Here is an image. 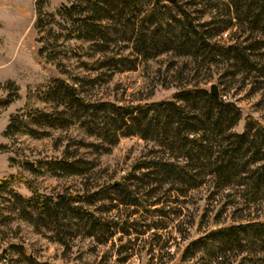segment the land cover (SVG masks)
Segmentation results:
<instances>
[{
	"label": "rangeland",
	"instance_id": "374dc122",
	"mask_svg": "<svg viewBox=\"0 0 264 264\" xmlns=\"http://www.w3.org/2000/svg\"><path fill=\"white\" fill-rule=\"evenodd\" d=\"M80 1L0 0V103L10 100L8 106L0 107V181L9 178L13 190L0 193V262L33 264L26 255L34 264H214L211 252L195 253L189 245L220 228L264 222V202L248 203L245 188L238 184L218 187L211 174L197 188L173 185L171 180L159 184L154 176H148L151 170L140 167L157 161L180 165L183 160L178 152L140 136H121L113 143L91 135L83 127V113L73 117V110L67 111L48 95L54 82L61 79L90 103L150 107L180 104L176 95L184 88L199 85L212 95L211 87L216 86L219 98L242 113L231 134H243L249 119L264 127V16L251 0H176L190 4L185 8L198 35L225 51L232 50L226 56L212 55L216 60L206 66L174 52L144 59L128 42L112 45L104 54L91 43L67 40L63 25L55 23L51 15ZM164 3L178 14L174 4ZM176 17L186 22L185 17ZM38 19L42 21L41 34L36 28ZM43 47L47 50L45 60L39 56ZM237 51L247 64L236 59ZM115 54L123 58L120 68L107 62ZM98 62L101 68L95 70ZM145 107L135 115H141ZM61 111L65 121L59 128L44 127L33 118ZM14 116L23 132L7 137ZM212 145L214 153L218 152L220 140ZM63 159L82 161L85 174L68 177L54 174L46 166L34 172L24 166ZM192 168L193 175L205 172L202 165L192 164ZM205 169L211 170V166ZM28 185L50 198L94 196V205L78 206L119 221L133 213L129 222L136 227L131 236L107 235L109 239L101 243L98 230L90 237L92 230L74 226L72 237L61 245L51 227L41 224L36 216L31 220L19 213L23 208L14 194L32 198ZM119 185L135 192L148 211L110 202L120 193L112 187ZM227 256L221 264L242 262L240 253Z\"/></svg>",
	"mask_w": 264,
	"mask_h": 264
},
{
	"label": "trees",
	"instance_id": "16d2710c",
	"mask_svg": "<svg viewBox=\"0 0 264 264\" xmlns=\"http://www.w3.org/2000/svg\"><path fill=\"white\" fill-rule=\"evenodd\" d=\"M165 1L174 4L178 14L174 15V11ZM251 2L257 12L264 16V0ZM186 6L190 4L176 0H81L62 6L51 17L55 23L63 25L67 40L91 43L92 48L104 54L109 52L112 45L128 42L132 44L135 53L144 59L174 52L176 56H187L200 65L211 66L216 56L232 53V50L225 51L198 35L200 33L193 26L194 19L186 11ZM177 15L185 17L186 22L183 23ZM36 28L41 34L40 19ZM191 35L197 38L192 39ZM46 51V47L39 51L42 60L47 59ZM234 54L239 62L247 64L241 52ZM212 55H216L215 58L212 59ZM107 62L112 67L120 68L123 58L115 54L107 58ZM99 64L100 62L96 63L98 67L95 70L101 68ZM48 96L59 106H65L67 111L73 110V117H81L80 114L83 113V127L91 135L105 141L113 140V143L121 136H140L178 152V158L183 160L180 165L157 161L140 167V170H151L148 176H154L155 182L159 184H168L171 180L173 185L197 188L205 183L207 174H211L218 187L227 189L238 184L245 188L244 196L248 203L264 202V127L249 119L243 134H231V130L242 119L240 109L234 104L224 102L221 97L209 95L199 85L180 91L176 95L180 104L156 103L150 107L144 106L146 110L139 116L135 115L136 112L144 107L87 102L80 97L75 87L61 79L54 82ZM9 104L10 100H4L0 107ZM64 113L38 114L33 118L37 124L55 129L64 126ZM18 120L17 116L11 119L7 137L23 132ZM217 140H220L219 151L214 153L212 144ZM192 164L202 165L205 172L193 175ZM24 166L31 172L46 166L50 172L68 177L86 172L80 160H51L39 163L38 167L29 163ZM210 166L211 170L206 171L205 168ZM9 182V178L0 181V193H13ZM28 186L34 194L32 198L24 199L14 194L23 208L19 213L31 220L36 216L41 224L51 227L56 236L55 241L61 245H66L67 238L72 237L74 226H85L92 230L89 232L90 237L96 236L95 232L98 230L100 235L97 238L101 243L109 239L105 237L107 235L112 237L113 234L121 233L131 236L130 233L136 227V224L129 222L133 213L119 221L100 217L78 206L81 203L94 205L97 202L94 196L58 195L50 198L40 195L36 189ZM112 188L120 193L116 198H111L110 202H120L128 207L148 211V205L139 201L135 192H128L121 185ZM153 204L156 206L158 202ZM110 212L111 210L108 211ZM188 249L195 253L211 252V261L214 264H221L223 258L231 253H240L243 256L241 264H264V222L217 229L192 242ZM24 256L34 264L32 258Z\"/></svg>",
	"mask_w": 264,
	"mask_h": 264
},
{
	"label": "water",
	"instance_id": "95a60500",
	"mask_svg": "<svg viewBox=\"0 0 264 264\" xmlns=\"http://www.w3.org/2000/svg\"><path fill=\"white\" fill-rule=\"evenodd\" d=\"M210 93H211L214 97L219 98V93H218V91H217V87H216V86H212V87H211Z\"/></svg>",
	"mask_w": 264,
	"mask_h": 264
},
{
	"label": "built area",
	"instance_id": "2783aa9c",
	"mask_svg": "<svg viewBox=\"0 0 264 264\" xmlns=\"http://www.w3.org/2000/svg\"><path fill=\"white\" fill-rule=\"evenodd\" d=\"M0 264H9L7 259H2Z\"/></svg>",
	"mask_w": 264,
	"mask_h": 264
}]
</instances>
